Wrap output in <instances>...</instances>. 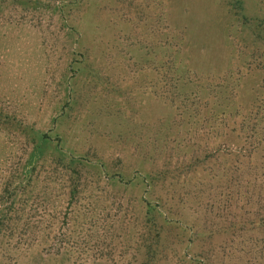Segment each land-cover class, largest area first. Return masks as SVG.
Instances as JSON below:
<instances>
[{
	"label": "rangeland",
	"instance_id": "374dc122",
	"mask_svg": "<svg viewBox=\"0 0 264 264\" xmlns=\"http://www.w3.org/2000/svg\"><path fill=\"white\" fill-rule=\"evenodd\" d=\"M238 1L252 28L234 16L232 0H0V196L5 181H28L27 207L18 215L36 238L29 245H3L0 264H136L131 253L144 212L141 187L101 184L99 203L77 201L94 211L93 226L82 227L83 212L75 207L67 221L72 225L78 217V226L70 234L67 190L53 181L60 171L49 166L45 151V164L26 173L33 150L28 140L60 137L63 151L99 157L112 172L133 168L130 156L153 155L142 149L143 126L153 125L165 109L141 97L132 81L143 72L153 76L154 53L164 41L174 44L177 30L194 65L216 75L233 64V40L237 52L244 51L237 62L240 89L245 85L262 96L264 74L256 70L250 79L242 63L249 65L253 55L264 59V0ZM159 30L168 38L158 39ZM129 90L137 95L133 112ZM159 165L156 160L154 169ZM191 205L189 220L201 218L202 210Z\"/></svg>",
	"mask_w": 264,
	"mask_h": 264
},
{
	"label": "trees",
	"instance_id": "16d2710c",
	"mask_svg": "<svg viewBox=\"0 0 264 264\" xmlns=\"http://www.w3.org/2000/svg\"><path fill=\"white\" fill-rule=\"evenodd\" d=\"M232 1L234 16L242 26L252 28L240 1ZM259 26L264 28V19ZM176 35L174 44L164 41L154 53L153 76L143 72L142 78H132L141 97L154 98L165 109L153 125L143 126L142 149L153 155L130 156L133 168L112 172L99 157L68 153L61 148L60 137L44 135L29 138L33 150L27 166L31 168L25 165L24 170L33 174L45 164L40 161L49 152V166L60 171L53 181H61L67 190L65 224L70 234L78 226V217L70 218L72 225L67 221L75 207L83 212L82 227L93 226L94 211L78 206L77 201L95 198L99 203L104 193L96 189L101 184L141 187L143 218L136 230L130 229L136 237L131 253L136 264H264V85L262 96L245 85L240 89L237 62L244 51L237 52L233 40L228 44L235 52L228 57L233 64L216 75L195 66L183 33L177 30ZM157 36L167 35L159 30ZM250 61L242 63L250 79L256 70L264 74V59L253 55ZM252 64L254 69H249ZM132 91L131 112L137 96ZM156 160L158 169L153 167ZM149 161L151 169L146 168ZM27 182L5 181L0 196V250L14 240L17 245H29L36 239L26 231L32 228L29 221L18 215L27 207ZM192 201L203 212L194 221L187 213ZM96 204L95 209L101 207Z\"/></svg>",
	"mask_w": 264,
	"mask_h": 264
}]
</instances>
